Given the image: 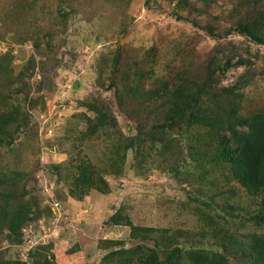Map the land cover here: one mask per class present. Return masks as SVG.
<instances>
[{
  "label": "rangeland",
  "instance_id": "rangeland-1",
  "mask_svg": "<svg viewBox=\"0 0 264 264\" xmlns=\"http://www.w3.org/2000/svg\"><path fill=\"white\" fill-rule=\"evenodd\" d=\"M253 21L257 40L238 31ZM187 101L217 107V124L236 113L240 132L264 112V0H0V112L14 113L0 140V264H136L125 252L152 241L131 226L248 264L259 199L219 159L222 132L162 128ZM93 107L108 127L90 135ZM83 163L105 185L78 200ZM21 210L10 230L4 215Z\"/></svg>",
  "mask_w": 264,
  "mask_h": 264
},
{
  "label": "trees",
  "instance_id": "trees-1",
  "mask_svg": "<svg viewBox=\"0 0 264 264\" xmlns=\"http://www.w3.org/2000/svg\"><path fill=\"white\" fill-rule=\"evenodd\" d=\"M256 22L253 21L249 25H238V31L250 37V39L257 40L258 37L252 32ZM229 66L228 63L224 65V69ZM223 69V70H224ZM222 70V72H223ZM202 89V87H201ZM161 90V89H160ZM189 90H191L189 88ZM117 91V90H115ZM183 95L188 89L184 86H174L170 93ZM118 92V91H117ZM165 96H169L167 91H164ZM195 94L189 93L190 99L194 100L198 95H201L200 89H196ZM197 95V96H196ZM186 105V106H183ZM182 105L183 108L188 107V116L184 110L175 113L174 109L165 113L164 123L162 128L168 130L172 127H180L182 125H201L205 126L212 131H220L224 136H220V153L219 159L228 162L231 168V175L234 180L253 197L259 199V208L255 216L252 217L255 222L264 223V112L256 111L252 117L242 120L239 125L247 129L245 132L236 130L237 115L236 113H229L226 120L220 123H214V119H218L214 110L217 107L211 105H198L194 111L188 106V101ZM201 106V107H200ZM170 108V106L168 107ZM174 111V112H173ZM94 119L89 123L90 135L96 133L95 128H107L108 122L104 121V110L93 107ZM227 113V112H226ZM225 113V115H226ZM213 114L215 117L211 119L208 115ZM14 113L7 110L0 112V140L2 136H6V127L11 124ZM211 120H206V118ZM227 133V135H225ZM77 169L76 175L72 177V184L70 189V197L78 200L86 196L90 191L95 190L102 192L104 189L103 178L95 172L93 166L89 163L81 164ZM107 190L105 189V193ZM26 210L13 214L12 219L4 215V223L8 228L14 229L12 222L17 219L24 222L26 220ZM23 214V216H22ZM18 215V218L16 217ZM132 238L142 237L143 241H152V247L147 251L136 250L125 252L128 257L134 258L136 264H178L184 262L186 264H228L224 255L218 253H208L204 248L189 246L188 242L181 241L180 238L184 237L182 232H170L167 228H152V227H139L131 226ZM199 238L205 237L204 234L197 235ZM189 237V234H188ZM196 237V236H195ZM207 237V236H206ZM46 247V246H44ZM41 248V247H40ZM144 249L138 247L137 250ZM245 259L248 264H264V234L252 237L245 248L242 249ZM116 252L114 253V255ZM50 264V262H46Z\"/></svg>",
  "mask_w": 264,
  "mask_h": 264
},
{
  "label": "built area",
  "instance_id": "built-area-1",
  "mask_svg": "<svg viewBox=\"0 0 264 264\" xmlns=\"http://www.w3.org/2000/svg\"><path fill=\"white\" fill-rule=\"evenodd\" d=\"M54 205L57 207V206H59V204L56 202V203H54ZM37 243V242H36ZM36 243L34 244V240H32L31 242H28V245L24 248V250H26V251H29V250H31L33 247H34V245H36Z\"/></svg>",
  "mask_w": 264,
  "mask_h": 264
}]
</instances>
